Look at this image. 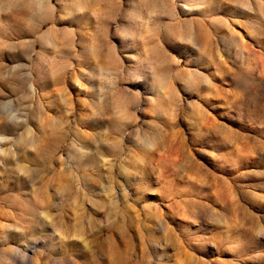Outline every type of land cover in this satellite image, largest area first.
<instances>
[{
  "label": "rangeland",
  "instance_id": "1",
  "mask_svg": "<svg viewBox=\"0 0 264 264\" xmlns=\"http://www.w3.org/2000/svg\"><path fill=\"white\" fill-rule=\"evenodd\" d=\"M0 264H264V0H0Z\"/></svg>",
  "mask_w": 264,
  "mask_h": 264
}]
</instances>
